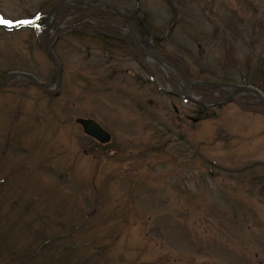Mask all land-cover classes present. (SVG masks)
Segmentation results:
<instances>
[{
	"label": "rangeland",
	"instance_id": "obj_1",
	"mask_svg": "<svg viewBox=\"0 0 264 264\" xmlns=\"http://www.w3.org/2000/svg\"><path fill=\"white\" fill-rule=\"evenodd\" d=\"M61 1L88 0H0V81L25 72L54 85L42 22ZM103 1L193 81L264 92V0ZM51 29L58 92L21 78L0 90V264H264L256 101L186 87L137 55L106 10L63 11ZM189 97L220 104L199 120Z\"/></svg>",
	"mask_w": 264,
	"mask_h": 264
},
{
	"label": "water",
	"instance_id": "obj_2",
	"mask_svg": "<svg viewBox=\"0 0 264 264\" xmlns=\"http://www.w3.org/2000/svg\"><path fill=\"white\" fill-rule=\"evenodd\" d=\"M92 6H101L104 9L109 10L115 15H117L124 22L128 37L132 42L134 48L138 51V53L147 60L153 61L164 68H168L175 71L188 87L197 88V89H202L208 86L215 87L218 90L229 93L230 98L227 101H230L232 97L237 94L248 95L252 97L259 105H261V107L264 110V94L252 86L231 85L226 83H215V82L198 83L191 81L188 78L187 74L181 68L172 64L168 60L146 50L138 39L136 27L133 20L128 15L117 9L116 7L101 0H91L90 2H87L83 6H81L79 3H69V2L54 4L53 6L50 7L46 15L44 16L43 46L45 53L52 64L53 75H54V85L51 88L44 86L35 76L31 74L25 72H13L10 73L2 81H0V90L8 86L13 80L21 78L23 80L28 81L31 85H33L34 87H36L37 89L43 92L49 94H56L58 92V87L60 85L62 69L60 67L59 60L54 53L53 43L51 42V26L54 17L61 11L70 10L74 12H84L87 11L88 8ZM77 122L83 126L84 132L87 136L95 139L96 141L102 144H105L109 141L108 133H106L95 122L91 120H82V119H78Z\"/></svg>",
	"mask_w": 264,
	"mask_h": 264
},
{
	"label": "trees",
	"instance_id": "obj_3",
	"mask_svg": "<svg viewBox=\"0 0 264 264\" xmlns=\"http://www.w3.org/2000/svg\"><path fill=\"white\" fill-rule=\"evenodd\" d=\"M99 36V34H96V37H98ZM127 42V41H126ZM136 52V51H135ZM136 54H137V52H136ZM177 64V63H176ZM240 84H243V82L242 83H240ZM253 84V83H252ZM254 86H257V85H255L254 84ZM261 90V89H260ZM264 93V92H263ZM248 97L246 96V99H247ZM260 107V106H259ZM195 108L197 109V110H195V116L197 115V119H199L200 120V118H201V115L203 114V111H204V109L203 108H201V107H199V106H195ZM261 108V107H260Z\"/></svg>",
	"mask_w": 264,
	"mask_h": 264
},
{
	"label": "bare ground",
	"instance_id": "obj_4",
	"mask_svg": "<svg viewBox=\"0 0 264 264\" xmlns=\"http://www.w3.org/2000/svg\"><path fill=\"white\" fill-rule=\"evenodd\" d=\"M92 8H95V7H90V8H88V10H87V12L89 11V10H91ZM96 8H100V9H102V10H104V8L103 7H101V6H97ZM109 13L111 14V11H109ZM58 15H60V13H58L57 15H56V17L58 16ZM111 16H112V14H111ZM113 17H115L116 19H118L119 20V17L117 16V15H115L114 13H113ZM130 40V39H129ZM139 40H140V38H139ZM130 43H131V45H132V42L130 41ZM132 47L134 48V46L132 45ZM135 49V48H134ZM136 50V49H135ZM137 51V50H136ZM138 52V51H137Z\"/></svg>",
	"mask_w": 264,
	"mask_h": 264
},
{
	"label": "snow or ice",
	"instance_id": "obj_5",
	"mask_svg": "<svg viewBox=\"0 0 264 264\" xmlns=\"http://www.w3.org/2000/svg\"><path fill=\"white\" fill-rule=\"evenodd\" d=\"M0 23H3V21H0Z\"/></svg>",
	"mask_w": 264,
	"mask_h": 264
}]
</instances>
